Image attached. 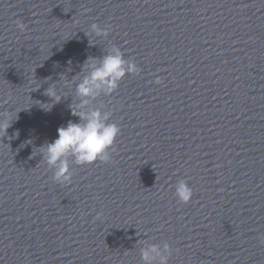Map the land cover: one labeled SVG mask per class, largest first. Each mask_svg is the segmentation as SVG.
Segmentation results:
<instances>
[{
  "label": "water",
  "instance_id": "water-1",
  "mask_svg": "<svg viewBox=\"0 0 264 264\" xmlns=\"http://www.w3.org/2000/svg\"><path fill=\"white\" fill-rule=\"evenodd\" d=\"M112 45L142 70L93 101L121 128L115 151L109 163L70 160L61 186L39 147L78 121L69 105L85 61ZM54 82L58 103L45 94ZM8 110L0 264H143L140 249L165 241L168 264H264V0H0Z\"/></svg>",
  "mask_w": 264,
  "mask_h": 264
},
{
  "label": "clouds",
  "instance_id": "clouds-1",
  "mask_svg": "<svg viewBox=\"0 0 264 264\" xmlns=\"http://www.w3.org/2000/svg\"><path fill=\"white\" fill-rule=\"evenodd\" d=\"M16 27L21 33L26 29V25L20 20L16 21ZM90 32L97 37H107L109 34L107 28L102 29L97 23L90 25ZM85 64L89 73L75 84V107L73 104L69 105L72 115L79 118L78 121L69 120L66 126L58 127L57 137L39 147V154L53 173L52 181L61 186L72 182L73 168L69 165L70 160L80 167L97 162H111V153L115 151L114 145L116 138L121 134V128L117 123L109 122L112 111L104 110L103 102L93 106V101H97L101 93L106 97L111 96L126 75H140L142 71L134 60L125 59L124 53L116 45L110 46L107 54L100 58L88 57ZM154 82L158 85L162 83L159 77ZM70 85V81L63 80L60 87L67 88ZM45 94L54 101L53 103L60 102L64 95L55 82L45 90ZM11 114L9 110L6 114H0V133L6 134L13 121ZM175 195L180 204L191 202L193 189L186 179L177 181ZM101 216L102 214L98 213L96 218L100 219ZM260 243L264 244V236L260 237ZM172 251L166 241L162 246L148 244L140 249V258L143 264H168Z\"/></svg>",
  "mask_w": 264,
  "mask_h": 264
}]
</instances>
